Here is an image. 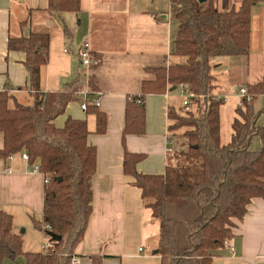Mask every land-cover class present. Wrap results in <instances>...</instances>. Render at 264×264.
I'll use <instances>...</instances> for the list:
<instances>
[{"label": "trees", "instance_id": "16d2710c", "mask_svg": "<svg viewBox=\"0 0 264 264\" xmlns=\"http://www.w3.org/2000/svg\"><path fill=\"white\" fill-rule=\"evenodd\" d=\"M166 2L178 23L170 55L180 61L147 68L152 78L142 81L139 95L127 97L122 168L159 224L155 251L160 264H215L214 256L233 237L235 222L243 219L250 202L264 200V126L257 124L263 111L254 109L256 99L264 95V76L245 85L247 96L241 98L230 124V140L223 144L224 97L216 90L213 70L220 57L249 55L252 9L264 0H241L237 8L224 12L217 9L216 0ZM48 11L78 13L80 0H48ZM64 31L69 35L67 28ZM48 46L47 34L8 39L9 50L26 54L31 102L22 104L8 90L0 92V159L26 153L29 166L38 165L45 184L42 218L33 225L44 232L50 247L45 252H23L12 216L0 210V264L19 257L26 264H71L92 212L96 148L88 143L87 121L68 117L62 128L54 124L69 103L80 101V81L76 78L56 92L40 91V69L48 62ZM88 84L94 86L92 80ZM180 84L192 94L191 108L177 113L169 107L167 132L174 137L181 131L185 147L167 152L163 174L138 173L136 166L145 155L128 152L125 139L145 132L144 97L165 94ZM85 114L95 118L94 134H104L106 114L90 103ZM254 138L261 142L256 151L251 149ZM49 232L61 239L51 240ZM88 259L101 264L103 257Z\"/></svg>", "mask_w": 264, "mask_h": 264}, {"label": "crops", "instance_id": "0c3cea01", "mask_svg": "<svg viewBox=\"0 0 264 264\" xmlns=\"http://www.w3.org/2000/svg\"><path fill=\"white\" fill-rule=\"evenodd\" d=\"M134 1L80 0L78 13L55 14L48 11V0H0V92L8 90L22 104L31 102L29 76L24 66L26 54L9 50L8 39H28L31 34H47L48 62L40 69V91H59L66 83L78 78L80 86L87 84L92 92L100 93L98 109L107 116L106 131L102 135L94 134L95 118L86 116L80 110L79 101L69 103L65 113L54 121L57 128H62L68 117L85 119L91 132L88 143L96 148L92 212L83 240L74 250L79 264H91L88 259L91 255L102 256L101 264H160L161 260L154 253L159 224L153 220L151 210L143 205L141 191L133 184V178L123 173L124 149L121 139L126 99L139 95L142 81L152 78L147 68L176 63L178 59L170 55L173 35L169 29L170 9L166 0L153 1L157 3L155 12L147 11L145 7H133ZM240 2L216 0V6L224 12L237 8ZM134 23L139 24L141 29L139 39H129L128 36L118 39L122 43L118 49L107 45L115 39L119 27L129 28ZM64 28L68 29L69 35L65 34ZM67 42L71 45L66 49ZM83 42L89 43L92 60L98 63L95 68L91 66L89 71L82 69L80 73L77 52ZM110 50L119 51V63L123 61L122 55L127 56V63L118 66L130 69L127 74L134 77L138 88L124 90L105 87L103 64L108 55L113 57ZM251 57L257 61L254 66L258 72L255 81L248 84H255L264 76V3L253 7L251 13L250 51L247 58ZM231 59L220 57L216 63L220 67L221 63L231 62ZM89 80H92L94 88L89 87ZM226 89L221 88L217 92L221 94ZM176 91L181 96L180 90L176 88L167 89L165 94L144 97L145 132L140 136L128 135L125 139L128 152L145 155L136 166L138 173L156 175L164 172L170 149L167 142V110L169 107L175 110L180 108L175 104ZM261 97L264 95L256 101ZM257 124L264 126V113L259 116ZM2 146L0 136V150ZM260 148V140L254 138L251 149L256 151ZM44 184V176L32 172L20 154L14 155L11 160L0 159V210L12 216L13 232L20 235L22 240L24 233L28 232L27 225L37 219L41 221ZM235 224L233 237L228 240L233 254L224 246L216 253L213 262L264 264V200L253 199L243 219ZM20 260L25 263L24 258L19 257L14 261L7 260L4 264H18Z\"/></svg>", "mask_w": 264, "mask_h": 264}, {"label": "rangeland", "instance_id": "374dc122", "mask_svg": "<svg viewBox=\"0 0 264 264\" xmlns=\"http://www.w3.org/2000/svg\"><path fill=\"white\" fill-rule=\"evenodd\" d=\"M164 1V0H163ZM220 1V0H218ZM226 1V0H223ZM135 6L133 7H145V10H150L151 12H155L157 8V3H153L151 0H142V1H134ZM168 5V4H167ZM166 6V5H165ZM220 6V5H219ZM169 29L172 33V43L175 40V35L177 31V21L173 18V16L170 14L169 17ZM107 21L106 23H108ZM109 25V24H108ZM171 25V26H170ZM110 31V29H107ZM115 32V31H114ZM116 35L114 36V40L111 43H108L107 45H110V48L118 49L121 47V42L118 39H126L127 36L129 39H139L138 36L141 33V29L139 24H131L130 27L122 28L119 27V29L116 30ZM119 34V35H118ZM111 39V38H110ZM71 44L67 42L65 48H69ZM172 45V44H171ZM111 55L113 57L111 58L109 55L104 60V71L106 73L105 79V87L109 88L112 87L113 89H136L138 88V85L134 82V77L129 76L127 73L130 69L121 68L118 66V64H126L127 63V56L122 55L123 61L119 63L120 53L119 51L110 50ZM178 59V58H177ZM180 59H178L176 62H179ZM131 62H133L131 60ZM255 59H252V57L249 59L247 57H236L232 58L231 62H224L221 63V66L219 67V64L214 67L213 75L216 78V84L217 88L216 90L219 91L221 88H227L224 93H221L224 97L225 101L221 107L220 111V124H221V140L223 144H226L230 140L231 136V128L230 124L235 117V110L239 106V102L242 98V96L239 94V89L244 86L243 84H248L255 81V74L258 72L257 68L254 66V63H256ZM122 65V64H121ZM222 68V69H220ZM83 70L80 69V73ZM12 94V93H11ZM176 98H175V104L176 106H180L177 113H181L179 111L182 108V96H179L176 91ZM30 101V100H29ZM25 102V101H24ZM30 104V103H29ZM191 106H189V109ZM254 109L255 111H263L264 113V97L259 98L257 101L254 102ZM170 152L174 153L180 148L185 147V141L181 137V131L177 132L176 136H174L173 142L170 144ZM38 220V219H37ZM36 220V221H37ZM40 221V220H39ZM28 222V221H27ZM25 229L24 227H22ZM28 232L24 233V246L23 252H39L43 245L48 241V238L45 237L44 232L41 230H38L35 228L32 222H30L27 225ZM21 259H23L21 257ZM21 262L18 264H25L23 260H20Z\"/></svg>", "mask_w": 264, "mask_h": 264}, {"label": "built area", "instance_id": "2783aa9c", "mask_svg": "<svg viewBox=\"0 0 264 264\" xmlns=\"http://www.w3.org/2000/svg\"><path fill=\"white\" fill-rule=\"evenodd\" d=\"M65 50L64 52H66ZM78 61H79V67L80 69H83L84 71H89V68L92 64L95 62L92 60L91 56V47L88 42H83L81 46L78 49L77 52ZM178 89L180 90L181 96L183 98L182 100V108L185 110L189 109V106H191V98L192 94L188 90V88L182 84L178 85ZM239 94L242 97L247 96V90L245 87H241L239 89ZM77 96L80 97L79 101V108L81 111L86 112L87 105L90 103L94 105L95 107H99L100 105V93H94L89 88L88 85L80 86L77 90ZM225 101V99H224ZM174 137L167 133V142L169 145L173 142ZM170 151V149L168 150ZM21 158L28 162V155L26 153L20 154ZM13 156H9L8 159L11 160ZM32 172L39 173L38 165H32L31 166ZM224 246L229 250L230 254H233V248L229 245L228 240L224 242ZM50 247L49 242L47 241L42 248V252H45ZM80 260L77 257H73L71 259V264H79Z\"/></svg>", "mask_w": 264, "mask_h": 264}, {"label": "water", "instance_id": "95a60500", "mask_svg": "<svg viewBox=\"0 0 264 264\" xmlns=\"http://www.w3.org/2000/svg\"><path fill=\"white\" fill-rule=\"evenodd\" d=\"M206 1H208V0H198L199 3H205ZM48 237H49L51 240H53V241H59V240L61 239L60 236H57V235H55V234H53V233H51V232L48 233ZM154 253L156 254L157 251H154Z\"/></svg>", "mask_w": 264, "mask_h": 264}]
</instances>
